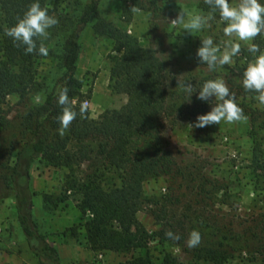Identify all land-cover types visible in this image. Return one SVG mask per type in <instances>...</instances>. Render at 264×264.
<instances>
[{"label":"rangeland","instance_id":"rangeland-1","mask_svg":"<svg viewBox=\"0 0 264 264\" xmlns=\"http://www.w3.org/2000/svg\"><path fill=\"white\" fill-rule=\"evenodd\" d=\"M86 1L51 0L59 23L48 30V38L43 41L48 54L38 61L36 84L26 87L24 97L14 93L0 105V121L4 117L11 121L1 133L0 144L11 140L22 116L32 105L43 102L61 75L59 56L64 38L70 30L71 19L79 16ZM157 1V9H134L130 23L123 15L130 0H101L98 8L101 16L138 36L143 44L154 47L166 62L170 77L178 82L175 99L169 101L175 106L170 108L172 114L164 121V137L181 173L146 181L145 194L154 202L146 203L137 214L154 237L147 248L98 252L87 247L83 227L76 237L65 234L67 228L91 218L88 214L83 216L78 208L81 192L74 182L94 172L89 161L75 165L72 170L39 160L34 162L32 189L37 192L35 217L40 230L59 250L62 264H131L147 252L152 257L151 264H163L166 252L178 257L183 264H214L211 260L198 258L195 248L187 246L193 224L202 226L196 230L201 235L197 247L225 243L222 247L228 248L230 254L224 264H264V171L254 163L255 148L260 144L264 151V104L242 85L243 71L253 59L247 50L249 42H241V51L232 64L209 69L200 64L195 53L201 38L212 36L221 44V49L222 42L228 39L223 34L224 24L218 13L203 10L200 0ZM230 3L235 5L238 0H230ZM181 10L193 15L212 14L215 18L202 32L189 34L181 24L172 22ZM79 40L77 76L83 83V91H91L89 104L84 105L89 108L90 116L97 119L104 110L120 108L127 102V95L115 93L110 88L111 58L119 52L114 50V40L97 35L92 24L81 32ZM252 43L264 51V44L259 40L254 39ZM216 78L225 81L236 102L246 107L248 113L240 121L194 127L196 117L211 110V105L197 99L199 87L206 80ZM184 84L197 89L190 102ZM6 149L0 148V162L11 165L15 151L9 156ZM102 172L106 188L120 184L116 171L103 167L96 171ZM5 173L0 164V264H38L18 224L12 193L2 180ZM164 200L167 201V216L161 210L163 219L159 221L154 217L153 209L162 206ZM179 222L186 229L183 230ZM169 230L180 239L161 241L156 234Z\"/></svg>","mask_w":264,"mask_h":264},{"label":"trees","instance_id":"trees-1","mask_svg":"<svg viewBox=\"0 0 264 264\" xmlns=\"http://www.w3.org/2000/svg\"><path fill=\"white\" fill-rule=\"evenodd\" d=\"M31 2L0 0V105L11 94L24 97L26 87L36 84L37 64L40 58L45 57L36 53L26 55L23 47L15 46L11 38L3 34L6 27L15 24L23 15ZM100 2L87 0L79 16L71 19L59 56L61 75L43 102L32 105L22 116L11 140L0 144V148H8L6 153L9 156L15 151L11 165L0 162L6 170L2 180L12 193L18 224L38 264H62V261L59 250L44 236L35 217L34 197L37 192L32 189L31 175L34 162L39 160L72 170L75 165L89 161L90 169L95 168L85 178L74 181L81 192L78 208L83 216L88 214L91 218L67 228L65 234L76 237L83 227L87 247L98 252H130L147 248L155 234L149 233L137 214L146 203L154 201L145 194L144 184L152 178L181 173L164 137V121L172 114L169 110L175 104L169 101L175 99L178 82L170 77L166 62L154 47L143 44L138 36L100 15ZM157 2L130 0L123 9L125 20L127 23L132 21L134 9H157ZM40 3L56 17L51 0H40ZM199 5L203 10L212 11L204 0H200ZM91 24L97 35L114 40V50L119 55L111 58L110 88L115 93L127 95L125 104L104 110L97 119L90 116L89 108L84 105V101L91 98V91H83V83L77 76L80 35ZM255 39L264 44L262 33ZM65 87L76 118L60 135L58 116L61 107L57 104V94ZM237 104L246 115V107ZM82 106L86 107L83 113ZM10 122L5 117L1 119L0 137ZM263 152L259 144L254 150V163L264 171ZM102 167L116 171L120 184L106 188L105 174L96 173ZM166 203L164 200L162 206L153 209V215L159 221L163 219L159 213L161 210L167 216ZM155 204L158 206L159 202ZM179 223L183 230L186 229L182 222ZM201 227L193 224L191 230ZM165 233L156 234L163 241L167 238ZM223 244L195 247L194 252L198 258L224 264L230 253L228 248L222 247ZM151 263L152 257L147 252L131 264ZM163 264L183 263L166 252Z\"/></svg>","mask_w":264,"mask_h":264},{"label":"clouds","instance_id":"clouds-1","mask_svg":"<svg viewBox=\"0 0 264 264\" xmlns=\"http://www.w3.org/2000/svg\"><path fill=\"white\" fill-rule=\"evenodd\" d=\"M204 3L218 13L223 22V34L228 39L218 44L212 36L200 39V46L196 50V58L200 64H205L209 69L223 68L230 65L233 58L241 51V42L248 43V51L253 59L248 63L242 74V85L245 91L256 94V100L264 104V51L252 41L264 33V0H238L233 5L230 0H204ZM210 14L193 15L186 10H181L172 21L181 24L189 34L202 32L206 25L214 19ZM59 23L54 15H50L47 8L41 6L40 0H32L22 16L18 17L15 24L4 29V36L11 38L14 45L23 47L24 53L46 56L48 49L43 41L48 38V30ZM187 93V101H191L194 90L191 84L183 85ZM197 99L211 105V110L206 114L198 115L194 127L203 128L221 121L232 123L244 118L243 110L238 106L234 94L222 78L206 80L200 87ZM57 104L61 107L58 116L60 124L59 134L63 135L71 122L76 118L68 96V88L61 89L57 94ZM86 107H81V113ZM170 240H179L180 237L171 230L165 233ZM201 242L198 231L192 230L186 241L189 248L197 247Z\"/></svg>","mask_w":264,"mask_h":264},{"label":"built area","instance_id":"built-area-1","mask_svg":"<svg viewBox=\"0 0 264 264\" xmlns=\"http://www.w3.org/2000/svg\"><path fill=\"white\" fill-rule=\"evenodd\" d=\"M84 104L88 105L89 104V100L84 101Z\"/></svg>","mask_w":264,"mask_h":264}]
</instances>
